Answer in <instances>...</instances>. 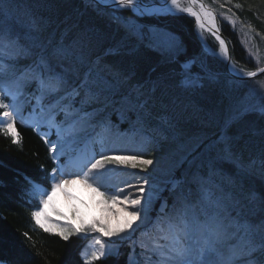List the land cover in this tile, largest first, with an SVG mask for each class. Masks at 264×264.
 Masks as SVG:
<instances>
[{"label": "trees", "instance_id": "1", "mask_svg": "<svg viewBox=\"0 0 264 264\" xmlns=\"http://www.w3.org/2000/svg\"><path fill=\"white\" fill-rule=\"evenodd\" d=\"M252 1L231 0L226 6L236 12L237 21L251 29L250 36L262 46L264 54V19L260 17V4ZM204 2L220 17L219 26L230 47L232 66L242 73L262 68L264 59L258 62L251 59L240 34L221 18L220 10L224 7L214 0ZM0 7L11 13L10 20L14 24L17 22L13 34L18 37L19 55L13 68L25 66L18 73L44 57L49 58L56 72L60 73L55 69L57 66H67L70 73L63 74L73 85H78L91 69L90 81H102L107 87L116 85L121 91L119 97L109 94L107 102L100 103L103 99L95 83L91 84L90 91L81 89L80 96L72 103L76 120L88 113L95 116L98 110L120 97L133 100L131 110L122 107L120 110L119 106L110 115V121L118 126L119 132L133 123L146 133L149 159L161 154L160 150L173 142L172 132L183 138L200 133L204 139L210 133L212 138L207 137V141L196 148L176 177L185 172L190 182L195 178L205 180V187L214 188L232 210V216L241 222H252V214L263 212L264 206L258 209L257 196L251 192L248 179L233 176L227 167L218 173L212 162L219 154H225L236 161L241 172L264 174V114L254 111L264 109V100L254 97L256 106L250 107L252 100L248 101L245 93L256 80L264 81V76L249 82L230 77L224 59L216 55L221 49L220 41L201 31L206 45L202 43L193 19L181 14L129 17L133 15L128 10L107 9L91 0H4ZM129 19L145 28L170 32L176 37V43L167 48L146 35L138 38L121 22ZM38 44L43 50L34 52L33 59L29 58L26 45ZM58 49L73 55L66 58ZM136 85L137 90H133ZM23 87L26 92H35L29 82ZM146 92L152 93L146 96ZM84 94H90L92 99H83ZM77 105L81 108L79 114ZM22 106L23 114L30 111L29 102ZM56 119L63 121V114ZM15 128L20 136L18 143H13L12 136L0 128V264H89V261L90 264H128L129 253L123 248L97 260L84 259V241L79 236L69 234L64 239L61 234L45 231L35 224L31 212L38 201L30 202L31 186L26 178L47 186L56 164L44 140L33 128L18 119ZM213 140L219 143L209 147L208 142ZM226 145L230 146V152L225 150ZM259 178L256 191L264 200V175ZM196 187L197 184L189 185L193 193Z\"/></svg>", "mask_w": 264, "mask_h": 264}, {"label": "snow or ice", "instance_id": "2", "mask_svg": "<svg viewBox=\"0 0 264 264\" xmlns=\"http://www.w3.org/2000/svg\"><path fill=\"white\" fill-rule=\"evenodd\" d=\"M99 3H111L121 9H129L133 13L143 15L148 11L147 8L142 9L143 0H97ZM192 4L198 3V0H191ZM4 0H0L3 4ZM175 9V11H174ZM201 12L204 17L213 19L210 12L204 9V5L200 4ZM157 11L169 14L179 15L187 12L195 17L198 27H203V17L200 12L194 11L192 8L184 9L180 7L179 0H164V7ZM220 41L221 51L225 54V59L229 58L226 42L219 36L216 37ZM61 56L70 58L73 53L58 49ZM19 55L18 37L14 36L11 30L0 31V125L6 129V132L12 133L13 143L20 142L19 133L16 132V119L24 120L21 106L17 102L19 95H22L23 85L21 79H26L29 83L35 81V92L30 93L32 97L31 109L29 115L38 120L39 123H33L31 126L36 133L41 136L44 143L48 147L51 159L59 162L64 154V144L67 142L64 138L65 132H69V139L75 142L78 139V125L80 121L72 119L67 127H64V121L58 122L56 117L63 112L66 119L70 116L67 110L68 106L74 102V98L80 95V90H91V84L97 81H90L89 75L91 69L85 73L84 79L78 84L73 85L69 82L63 73L53 70L52 66L44 57L33 61V65L29 66L22 77L8 79V70L14 65L5 62V57L9 60L15 59ZM190 67V65H186ZM229 71L234 75H246L253 78L257 75L256 71H248L242 73L241 70L234 66H229ZM259 72H264V68H260ZM70 98H72L70 100ZM69 102L65 104V102ZM264 114V109H262ZM47 126L48 131H42L43 126ZM55 129V140H49L53 135L52 129ZM101 143L103 144V136ZM225 150L230 152V146L226 145ZM113 151V150H109ZM94 160V162H93ZM130 162V163H129ZM91 165L90 168L88 165ZM125 164L133 169L139 168L140 171H146L149 165L153 164L152 159H142L137 162V154L129 153L124 155H111L102 151L99 159H95V153L92 157L82 159L79 164V171L76 173H65L64 168L57 163V168L52 169L48 177V185L45 186L37 181L28 180L30 202L32 199L39 197L36 207L31 212V218L36 225L44 227L40 223V217L43 215V207L51 198L52 192L60 188L62 184L68 183L71 179H78L93 187L101 197H104L102 203H120L126 202L128 207L125 208L131 221L116 231L110 232L108 229L94 222L88 225L87 229H73L70 226H64L62 235L67 239L69 234L76 232H84L91 229H103V235L111 240L112 237H119L120 241H128L132 248L130 256V264L132 258L137 255L136 247L142 249V253L147 255L150 264H264V220L257 224L245 220L241 222L232 216V210L223 202V200L215 195L210 188L203 184L198 186L196 193L188 189L187 193L183 190L175 195L171 209L164 212L168 208L165 200L160 205V211L155 218L152 211L156 200L160 199L159 191L155 183L151 179V174L139 177L136 185L126 183L125 187L119 188V195L116 192H107L101 190L104 188L103 178L107 175L104 171L105 165ZM87 168V171L84 169ZM109 172L112 170L109 169ZM95 173V175H93ZM136 176L137 173H130ZM58 177H65L58 179ZM90 181H100L94 184ZM147 186V187H146ZM127 188H133L134 191L129 193ZM175 188V185H173ZM50 189V191H49ZM160 213H163L161 215ZM48 231L47 228H44ZM154 230L152 238V247L149 248L143 241L137 245L133 239L137 233L144 236ZM128 232L127 236L122 233ZM160 241H166L161 243ZM95 244L99 245V250L92 253L91 260L100 259L106 254V246L111 251V244L106 240L95 238ZM112 243H116L113 241ZM193 256L198 257L194 260ZM90 264V261H89Z\"/></svg>", "mask_w": 264, "mask_h": 264}, {"label": "rangeland", "instance_id": "3", "mask_svg": "<svg viewBox=\"0 0 264 264\" xmlns=\"http://www.w3.org/2000/svg\"><path fill=\"white\" fill-rule=\"evenodd\" d=\"M202 1L204 2V0ZM214 1H216V4L220 5L221 7L226 8L225 10L224 8H222L221 10L219 9L222 15L221 18L225 21V23H228L231 27L235 28L237 32L240 34L241 43L244 46L250 58L256 62H258L261 59H264V54L260 49L262 46H260V44L257 41H255L253 37L250 36V34L252 33L251 29L249 30L246 26H243L244 24L242 22L237 21V19L235 18L236 12L232 8L226 6L227 3L230 4L231 0H214ZM254 1L255 2L257 1L260 4L261 7L260 10L262 11V15L260 17L264 19V6H263L264 0H253L252 2ZM161 2H164V0H143V3L145 4H159ZM179 3L180 6L185 9H187L190 6L189 2L184 0H179ZM100 4L112 5L111 3H100ZM205 4L207 5V3ZM141 8L144 9L145 7H141ZM209 8L212 11H214V13L212 12L211 13L212 16L214 17V20L212 19V22L215 26V31H216L217 27L215 21L217 20V23L219 25L220 17H218L214 9H212L211 7ZM107 9H112L117 11L128 10L133 15L129 17H152L151 15H147V14L138 15L133 13L129 9H121L118 8L117 6ZM10 15L11 13H8V10L6 9L3 10L0 7V31L11 30L12 32H14L15 30H17L16 27L17 22L14 24V22L10 20L11 19ZM157 16L158 15L156 16L154 15L153 17H157ZM113 17H120V15L113 14ZM121 22L124 25V27H126L129 30V32L136 35L138 38L143 39V37L146 35L148 38H154V41L156 43L159 42L160 45L162 44L161 46L167 48H171V46L176 43V37H174L170 32L164 30H158L153 27L145 28V26L135 23V21L132 19H129L127 22L125 21H121ZM198 29L200 30L199 38L202 41V43L206 45L205 36L202 34L201 31L207 34H210L211 32L208 33L202 30L200 27H198ZM218 29L220 30V26L218 27ZM210 35H212L215 38L217 37L216 34L215 35L210 34ZM26 47L28 52L30 53V54L28 53V56L29 58L32 59L34 56V52H40L41 50H43V47L40 44L36 45L35 47L26 45ZM32 47L33 50L31 49ZM205 49H207L206 46ZM216 55L218 56V58L224 59L225 61V54L224 52L221 51V49L216 52ZM48 60L49 58L46 59L47 62ZM14 61L15 59L9 60L8 57H5V62L8 64L14 65ZM22 67L25 68V66ZM21 68L18 67L17 70H15L13 67L10 68L8 70L9 75L7 78L13 79V78L22 77L27 68L22 73H18L20 72ZM262 68H264V66ZM55 69L60 71V73H64V72H67L68 74L70 73L69 68L65 65L64 67L57 66ZM256 72L260 73L259 70H257ZM262 76H264V74L250 81H255L256 79ZM73 77L77 78L76 76ZM239 82H243V81H239ZM245 82H249V81H245ZM26 83H28L26 79H21V84L23 86ZM70 83H72V81ZM95 84L96 86L94 84L93 85L95 87H98V94L103 99L101 100L100 103L107 102V100L105 99L109 96V94L110 95L112 94V96L114 95L119 97L118 94L121 91H118L116 85L107 87L103 85L102 81H98ZM29 85L31 86L32 90L33 89L35 90L36 88L35 81L29 83ZM137 88L138 85L134 86L133 90H137ZM110 89L113 90L111 91ZM22 92L23 94L19 95L17 98V102L21 106V110H23L22 103L26 104V102L32 101V97L30 93L26 92V90H24V87L22 88ZM149 93L152 92H148V93L146 92V96ZM245 93L247 100L248 101L252 100L250 101L251 103L250 107L256 106V101L253 100L254 97H258L264 100V81L256 80V82L248 86V88L245 90ZM0 98L3 99V97ZM82 98L90 101L92 99V96L90 94H84ZM100 103L98 102V104ZM134 103L135 102L131 99L128 100L125 97L123 98L120 97V100L116 99L114 101H111V103H108L106 108H102L98 110L99 113H96L95 116L88 113L82 115L83 116L82 118L77 119L78 121H80V125H78V132H79L78 139H76L75 142L71 141L69 139V132H65L64 138L67 142L64 144V154L61 156L59 162H55L56 166L57 163H59L64 168L65 173H76L79 171L78 164L82 159L92 157L94 153H95V159H99L102 151L117 156L129 154V153H136L137 162H139L142 159H149V156H147L148 153H146V148L148 143L145 142V140H148L146 138L148 137L146 133L141 132V129L139 127L135 128V125L133 123H129L125 131L119 132L118 126L117 125L113 126L110 121L111 119L110 115L115 113L119 106H120V110L121 107L123 109L125 108L127 110H131L130 108L133 106ZM72 107L73 106L71 103L67 109L70 112V116L67 119L65 117V114L61 112L63 114V121L65 122L64 127H67L68 124L71 122V120L76 119L77 117L74 116L75 110L72 111ZM76 108H77V114H79L81 108L78 107V105ZM262 109L263 108L261 107L259 109L258 108L254 109V111H257L258 113L262 114ZM29 112L24 114L22 113V115L24 116L23 122H26L29 125H32L33 123H39L38 120L33 119L29 115ZM95 112L96 110L94 111V113ZM1 117L2 116H0V118ZM43 127H46L45 131H48L46 125ZM0 128L6 131L3 125H0ZM52 132L53 135L55 136L54 128L52 129ZM141 133L143 134V136L141 135ZM9 134L12 136V133ZM97 134H101L103 136V144L101 143V136ZM207 135H208L207 136L208 140H210L212 136L210 135V133H208ZM192 136H190L189 138L188 137L183 138L182 136H179V134H175L172 132L173 138L171 139H173V142L167 143L165 145L164 150H160L161 154L155 156L154 158H150L153 160V164L149 165L146 171H140L139 168L133 169L130 166H126L125 164L105 165L104 169L99 170L107 173V175L103 178L102 181L104 184V188L101 190L106 191V193L116 192L122 196L123 193H119L120 187H125L126 183H131L133 185H136L139 181V177H144L151 174V179L155 183L160 196V199L156 200L154 204L152 216L153 218L156 217V215L160 211L161 203H163L165 200L167 201L169 207L164 209V212H168L171 209V205L173 204L175 195L179 194L181 190L187 193L188 189H190L189 185L191 183L197 184L196 187L197 190L200 184L207 186V182L205 180L201 181L202 178H195L192 179V181L190 182V180H188L184 176L185 172L184 173L181 172V175L179 176L180 178L176 177L178 176V172L181 171V168L186 164L187 160L191 158L196 148L200 146L204 141H207V137L205 138L206 139L205 140L203 138L204 137L203 134L199 133L196 137H192ZM55 139L56 136L54 140ZM208 143H209L208 146L210 145L209 147H212L214 144H218L219 142L215 143V140H213ZM110 149L113 151H109ZM156 154H158V152ZM209 164L211 163L209 162ZM212 165H213L212 167H216L215 169H217L216 171L218 173L219 172L222 173L224 172L223 169L228 168L229 170H232L231 173L233 176L239 177L241 175L244 179H248L251 185V192L253 193V195L257 196V199L255 201H257L258 209H261V207L264 206V200L261 197L259 198L257 192L258 184L260 181L259 176L264 174H261L257 171L256 173L260 174L258 176L253 172H249V173L241 172L236 161L231 160V158L225 154H219L217 157H215L213 159ZM90 166L91 165L89 164L88 167L90 168ZM109 169H111L112 171L109 172L108 171ZM84 170L87 171V168H85ZM130 173H137V175L133 176L130 175ZM93 175H95V173H93ZM233 176H229V177L231 178ZM63 178L65 177H58V179H63ZM226 179L229 178L226 177ZM90 182L94 184V187L96 184L100 183V181H90ZM173 185H175V188H173ZM126 191L132 193L134 189L127 188ZM212 192L215 193L214 188ZM215 195L221 198V196L218 195V193H215ZM38 199L39 197H37V200ZM103 199L104 197H101L97 191H94L93 187H88L87 184L83 183L78 179H71L68 183L62 184L61 187L56 189L55 192H52L51 198L48 200V203L43 207V215L40 217V223L41 225L44 226L42 228L43 229L47 228L48 231L50 232L61 234L62 231L64 230V226H70L73 229L80 230L81 228L87 229L88 225H92L95 222L97 224V228H99L100 225H103L108 229V231L113 232L123 228L126 225V223L131 221V217L128 216L127 212L125 211V208L128 207L126 202L121 201L120 203L105 204L102 203ZM259 213L261 214L256 213L251 215L252 223L257 224L260 221L264 220V210L263 212L261 211ZM160 214L163 215V213ZM73 234L79 236L84 241L85 245L82 250V256L85 259L91 258L92 253L99 250V245H96L94 242L95 238L97 237L102 240H106L108 241L109 244H111V251L109 252L108 247L106 246L105 249L106 254L104 256L108 254H115L122 248L128 251L129 254L132 251V248L130 247L128 241L119 242L120 241L119 237H112L111 240H109L108 237H105L103 235V229H99V230L91 229V230H86L82 233L76 232ZM154 234H155L154 230H150L149 233L144 236H141L139 233H137L136 236L133 237V239L136 241L137 245H139L143 241L145 244L149 246V248H151L152 238ZM122 235L127 236L128 232H124L122 233ZM113 241H116V243H112ZM160 242L165 243L166 241H160ZM136 253L137 255L132 258L131 264H150V262L147 259V255L142 253L141 247L139 246L136 247ZM129 254H128V264H130ZM104 256H102L101 258H103ZM193 259L198 260L199 258L193 256Z\"/></svg>", "mask_w": 264, "mask_h": 264}, {"label": "water", "instance_id": "4", "mask_svg": "<svg viewBox=\"0 0 264 264\" xmlns=\"http://www.w3.org/2000/svg\"><path fill=\"white\" fill-rule=\"evenodd\" d=\"M92 1H93L95 4L101 5V6L105 7V8L116 7V5H114V4H112V5H103V4H100L99 2H97L96 0H92ZM198 2H199L200 4H203V5H204V8H206V9L209 10L210 12L214 13V11H212V10H211V9H210V8H209V7H208V6H207L202 0H198ZM150 6H152V5H151V4H145V3H142V4H141V7H145V8H149ZM157 6L164 7V2H161V3L157 4ZM215 24H216L217 30L214 31V32H212V33H210V34H213V35L216 34L217 36L221 37V38L226 42V47H227V49H228L229 58H228V59H225V66H226V69H227L228 74H229L232 78H234V79H236V80H238V81H243V82H245V81H250V80H252V79H254V78H256V77H259L260 75H263L264 72H260V73H257V75H256L255 77H253V78H249V77H247L246 75H245V76H242V75H234V74H232V73L229 71V66H230V65L232 66L230 47H229V44H228L226 38H225L224 35L221 33V31L218 29L219 25H218V23H217V20L215 21ZM214 33H215V34H214Z\"/></svg>", "mask_w": 264, "mask_h": 264}, {"label": "bare ground", "instance_id": "5", "mask_svg": "<svg viewBox=\"0 0 264 264\" xmlns=\"http://www.w3.org/2000/svg\"><path fill=\"white\" fill-rule=\"evenodd\" d=\"M184 1H187V2H189V4H190V6L188 7V8H192L194 11H196V12H200L201 13V16L203 17V27L201 28L202 30H204V31H206V32H208V33H212V32H214L215 31V26H214V24H213V22H212V19H209L208 17H204L203 16V12H201V9H200V3L198 2L197 4H195V5H193L192 4V2H191V0H184ZM152 6H150L149 8H147L148 9V11L147 12H145L144 14H147V15H151L152 17L155 15H158V16H161V15H165L166 13H163V12H160V11H157V9H160V8H163V7H160V6H157V4H151ZM181 7V6H180ZM196 7H198V8H196ZM182 8V7H181ZM187 8V9H188ZM185 9V8H184ZM206 11H208V12H210L209 10H207L206 8H204ZM174 11H175V9H174ZM186 13V14H185ZM211 13V12H210ZM187 12H184V13H181V15H184V16H187V17H190L191 15L190 14H188ZM211 15H212V13H211ZM191 19H193V20H195V17H193V16H191L190 17ZM195 22V21H194ZM195 24H196V22H195ZM197 25V24H196ZM212 40V39H211ZM225 64V63H224ZM1 118H3V117H1ZM37 200V199H36ZM38 201V200H37ZM85 245V244H84ZM85 259V258H84Z\"/></svg>", "mask_w": 264, "mask_h": 264}]
</instances>
